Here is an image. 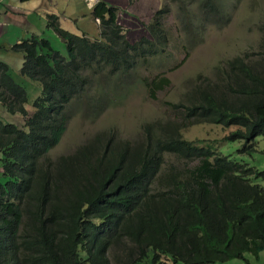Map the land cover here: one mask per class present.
<instances>
[{"label": "trees", "instance_id": "trees-1", "mask_svg": "<svg viewBox=\"0 0 264 264\" xmlns=\"http://www.w3.org/2000/svg\"><path fill=\"white\" fill-rule=\"evenodd\" d=\"M232 1L165 0L147 27L151 39L133 44L118 25L117 9L100 1L94 14L101 42L50 25L66 43L69 61L37 37L15 48L25 55V83L0 60V104L24 119L23 127L0 119V264H250L246 255L260 261L264 77L244 58L225 62L221 76L206 79L187 105L167 104L172 120L143 128L142 139L98 134L73 154L49 158L66 132L72 105L84 101L91 107L90 97L100 102L89 93L94 78L86 72L108 78L138 73L148 59L167 53L171 5L184 35L193 39L199 27L191 13L200 30L224 29ZM262 52L257 62H264ZM159 79L144 82L152 96L171 84ZM245 80L254 85L246 87ZM26 82L41 83L33 103ZM205 123L238 129L223 143L189 141L180 132ZM236 141L243 145L237 155L219 151Z\"/></svg>", "mask_w": 264, "mask_h": 264}, {"label": "rangeland", "instance_id": "rangeland-1", "mask_svg": "<svg viewBox=\"0 0 264 264\" xmlns=\"http://www.w3.org/2000/svg\"><path fill=\"white\" fill-rule=\"evenodd\" d=\"M97 1H91V5ZM100 1H105L117 9L118 22L125 28L128 37L133 41L149 34L146 26L152 21L154 13L165 2V0ZM198 1L195 0V3ZM68 3L70 4V2ZM191 10L190 7L189 11ZM12 11L17 13L19 10L14 8ZM231 12L230 23L224 29L209 26L205 30L199 29V20L196 15L191 13L194 19L191 23L199 28L196 30L197 33H195L194 38L190 39L188 34L184 35L181 28L182 24L177 19V10L174 7L165 18V25L170 31L171 41L167 53L163 57L151 58L149 63L141 64L135 71L138 73H131L128 76L122 75L124 77L121 78L103 77L105 73L100 75L97 70L86 72L88 78H94L89 93L95 94L100 102H96L93 97H90L91 107L84 101H77L72 105L66 132L59 145L50 152L49 158L55 160L61 156L73 154L79 147L90 142L98 134L106 137L115 136L117 139L130 141L131 139L136 140V138L142 139L143 128L157 122L172 120L174 114L171 111L172 106L170 108V105L167 104L187 105L188 102L192 101L198 87L206 82V79L211 82L217 80L216 76L222 74L221 66L234 58L241 57L254 64L257 75L264 77V62L262 60L257 62L258 54L263 53L264 49V0H233ZM86 14L88 11L83 13V15ZM4 18V16L0 17V19ZM84 26L86 27L85 23ZM79 28L83 29L82 27ZM88 28L91 31L89 34H85L91 40L96 41V38L99 37L97 27L92 23L90 26L88 25ZM73 32L78 33L77 30ZM30 38L26 37V39ZM46 39L51 44L60 45V48L56 49L67 55L60 38L50 39L46 37ZM182 40L188 46H185ZM9 56L14 57L10 59L12 67L18 69L16 57L19 54L11 53L9 55L8 53L6 57ZM1 57H3L2 53L0 60L3 61L4 58ZM161 77L168 79L171 84L163 91H156L155 95L152 96L144 82L149 79L159 81ZM244 85L252 87L254 83L245 80ZM27 86L29 99L33 103L41 95V83L33 82L32 85L27 84ZM228 97L231 101L230 94ZM28 107L31 110L32 104L29 103ZM102 107L105 108V111L98 119H88L89 116L97 114ZM0 112H2L1 108ZM3 114L5 115V113ZM5 119L7 122L23 127L24 119L20 115L16 117L7 115ZM237 129L234 126L227 128L205 123L186 125L180 132L189 141L203 140L223 143V138ZM241 145L238 141L227 143L219 151L226 156L237 155L243 149V145ZM240 156L242 155L240 154ZM247 160L250 163L252 160L251 166L254 165L255 161L252 158L248 157ZM261 167L264 168V161ZM246 257L250 264H264V257L261 263L256 262L250 255H246ZM162 262L163 264H171L165 259H162ZM224 264L247 263L241 260H232Z\"/></svg>", "mask_w": 264, "mask_h": 264}, {"label": "crops", "instance_id": "crops-1", "mask_svg": "<svg viewBox=\"0 0 264 264\" xmlns=\"http://www.w3.org/2000/svg\"><path fill=\"white\" fill-rule=\"evenodd\" d=\"M13 7L19 11L17 13L12 11L14 10ZM86 9V5L83 4L82 0H0V17H5L0 19V44H2L0 46V54H3L1 58L8 55L10 46L26 37L42 36L58 39L57 35L49 27L48 16L50 14L60 18L63 29L74 31L78 27V23H72L81 19ZM85 24L86 27L84 23H80L83 31L88 29V25L90 26L88 22ZM20 33H22V36H20ZM52 46L60 48V45L52 44ZM0 107L2 108V106ZM2 111L5 113L3 108ZM0 116L3 120L7 118L6 113L4 115L0 112ZM2 180L0 175V182ZM263 257L264 251L260 254L258 263L262 262Z\"/></svg>", "mask_w": 264, "mask_h": 264}, {"label": "clouds", "instance_id": "clouds-1", "mask_svg": "<svg viewBox=\"0 0 264 264\" xmlns=\"http://www.w3.org/2000/svg\"><path fill=\"white\" fill-rule=\"evenodd\" d=\"M91 1H93V0H82V2H83V4H85L86 5V8L88 9H86V11H88V14H86V15H83L82 17H81V19H79V20H76L75 22H73L72 24H77L78 23V27H76V30L78 31V33H74L73 31H68V30H65V29H63V26L61 25V23H60V18L58 17V16H56V15H53V14H50L49 16H48V21H49V27H50V30H52L56 35H57V37L58 38H60L61 39V41L63 42V48H64V51L66 52V54L67 55H65V54H63V52L62 51H60V50H58V49H56V48H54L53 46H52V44L46 39V37H42V36H35V37H37L38 38V40H45V41H47L49 44H50V46H51V48L53 49V51H55V52H57V53H59L62 57H64L66 60H68L69 61V59H70V56H69V51H68V49H67V46H66V43L62 40V38L60 37V35L55 31V29L52 27V26H59L62 30H65V31H67V32H69V33H71V34H73V35H76V36H79V37H85V38H88L89 40H91V38L89 37V36H87V34H89L90 33V29L87 31L86 29V31H83V30H81L79 27H80V22L81 23H86V22H88L89 24H95V26L97 27V30H98V34L97 35H99V37L98 38H96V41H93V40H91L93 43L94 42H101V21H100V19H98V17H96L95 16V14H94V12H95V7L99 4V2H100V0H98L95 4H93V5H91ZM68 2V1H67ZM109 5V4H108ZM163 5H164V3H162V7L159 9V10H161V9H164V7H163ZM110 6H112V5H110ZM176 8V6L175 5H171V10L173 9V8ZM176 10H177V8H176ZM85 11V12H86ZM158 11V10H157ZM156 11V12H157ZM155 12V13H156ZM155 13H154V16H155ZM170 14V13H169ZM168 14V15H169ZM231 14H232V12H231ZM177 15H178V10H177ZM154 16H153V18H154ZM167 16V15H166ZM84 17V18H83ZM52 18H55V24L53 25V19ZM166 18V17H165ZM178 19V18H177ZM117 20H118V17H117ZM154 22V19H152V21L146 26V28L147 27H149V25H151L152 23ZM119 23V22H118ZM50 25H52V26H50ZM118 25H120V26H122L121 24H118ZM123 27V26H122ZM165 27L168 29V26H166L165 25ZM123 29H124V32H125V35H126V40L129 42V43H131V44H133V43H137V42H139V41H141L143 38H148V39H151V37H150V34H148V35H144V36H141L139 39H137V40H131L129 37H128V34H127V31L125 30V28L123 27ZM169 30V29H168ZM85 33H87V34H85ZM83 34H85V35H83ZM34 37V36H33ZM32 36H31V38H33ZM30 38V39H31ZM24 40H28V39H26V38H24L23 40H21L20 42H18V43H16V44H14L13 46H10V48H8L9 49V55H11V53H15V54H19V56H17L16 57V60H17V62H18V65H17V68L18 69H14L13 67H12V65H11V61H10V59H12V58H14L13 56H9V59H7L8 57H4L5 59L3 60V62H5V63H7L8 65H9V67H10V69L17 75V77H18V79H19V81H22L23 79L22 78H20V74H21V71H22V68H23V65H24V63H25V55H24V53H22V52H18V51H16L15 50V48H16V46L17 45H19L20 43H22ZM65 55V56H63V55ZM21 55V56H20ZM151 59V58H150ZM2 61V60H1ZM149 61V59L147 60V62ZM149 63V62H148ZM129 73V72H128ZM128 73H119V74H116V75H114V76H110V79L111 78H115V77H124V76H126ZM122 75H124V76H122ZM106 76H108L106 73H105V75L103 76V77H106ZM102 77V76H101ZM100 78V77H99ZM108 78V77H107ZM24 81V80H23ZM24 83H25V81H24ZM26 84H28L27 82H26ZM0 106H2L1 104H0ZM1 108V107H0ZM2 108L4 109V107L2 106ZM1 108V109H2ZM27 109L30 111V112H33V110H32V108H31V110H30V108L28 107V105H27ZM4 111H5V113L7 114V115H9L7 112H6V110L4 109ZM2 113H4L3 111H2ZM10 116H12V115H10ZM16 117V116H15ZM0 119L1 120H3L2 118H1V116H0ZM4 121H6V119L4 118ZM8 123H11V122H8ZM0 170H1V167H0ZM2 238H3V236H2Z\"/></svg>", "mask_w": 264, "mask_h": 264}]
</instances>
